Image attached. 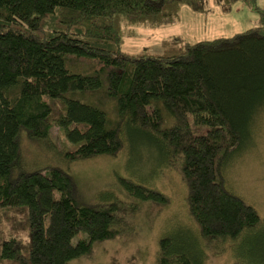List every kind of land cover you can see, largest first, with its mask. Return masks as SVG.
Segmentation results:
<instances>
[{"label":"trees","instance_id":"trees-1","mask_svg":"<svg viewBox=\"0 0 264 264\" xmlns=\"http://www.w3.org/2000/svg\"><path fill=\"white\" fill-rule=\"evenodd\" d=\"M213 2L223 12L241 2L259 18L230 36L175 35L160 52L130 54L122 44L132 26L176 24L183 6L208 14L210 0H0V264H71L121 234V212L133 214L120 201L81 203L58 164L25 168L21 132L52 145L53 126L70 143L68 161L116 156L127 130L160 142L187 186L197 229L160 238L155 264H207V248L220 253L264 233L224 172L264 113V9L255 0ZM119 184L133 198L169 202L130 179ZM78 233L87 238L73 243ZM250 258L264 264V250Z\"/></svg>","mask_w":264,"mask_h":264},{"label":"rangeland","instance_id":"rangeland-1","mask_svg":"<svg viewBox=\"0 0 264 264\" xmlns=\"http://www.w3.org/2000/svg\"><path fill=\"white\" fill-rule=\"evenodd\" d=\"M210 3L212 9L208 14L182 7L180 21L173 25L156 28L132 26L135 34L124 36V48L132 54L143 48L157 53L161 50L162 39L177 35L187 42L207 40L211 36L203 34L212 27L217 29L214 35L230 36L251 27L259 18L241 2L227 12H223L213 0ZM255 3L264 9V0H255ZM193 15H197L196 22L191 19ZM254 124L250 130L251 138L233 155L224 172L228 188L251 204L264 224V113ZM50 135L52 145L38 142L21 132L20 148L26 169L58 164L72 174L81 203L94 206L120 201L133 209L130 217L122 212L119 215L122 218L118 221L121 234L96 243L89 255L75 259L71 264H155L160 238L183 233L187 231L186 227L197 229L188 213L187 186L181 180L176 164L164 160L166 154L159 141L140 131L127 130L123 147L116 156L99 155L68 161L63 154L71 146L64 141V133L53 126ZM125 178L161 191L169 197V202L157 205L129 196L119 184V180ZM54 196L59 197V194L54 192ZM0 225L6 228L1 221ZM82 238H87L86 234L78 233L73 243ZM240 238L226 242L220 253L207 248L206 263L254 264L250 256L257 248L264 250V233L253 231Z\"/></svg>","mask_w":264,"mask_h":264},{"label":"crops","instance_id":"crops-1","mask_svg":"<svg viewBox=\"0 0 264 264\" xmlns=\"http://www.w3.org/2000/svg\"><path fill=\"white\" fill-rule=\"evenodd\" d=\"M183 7H185L184 9H186V6H183ZM182 9V8H181ZM192 11V10H191ZM194 12V11H193ZM197 13V12H196ZM197 15H193L192 17H191V19L192 20H194V22H196V19L197 18H195ZM189 27H192V25H190ZM217 29L216 28H208V30H207V32L205 33V34H203V35H207V36H211V37H209L210 39H212V38H214V37H217L216 35H214V32L216 31ZM202 35V36H203ZM203 40V39H202ZM122 49L125 51V52H127V53H130V54H132V52H130L129 50H127V49H125L124 48V43H123V45H122Z\"/></svg>","mask_w":264,"mask_h":264}]
</instances>
